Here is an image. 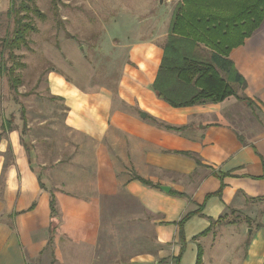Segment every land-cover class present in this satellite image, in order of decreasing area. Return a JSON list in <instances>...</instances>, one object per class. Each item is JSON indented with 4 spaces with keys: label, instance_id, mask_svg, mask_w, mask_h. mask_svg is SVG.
Returning a JSON list of instances; mask_svg holds the SVG:
<instances>
[{
    "label": "crops",
    "instance_id": "obj_1",
    "mask_svg": "<svg viewBox=\"0 0 264 264\" xmlns=\"http://www.w3.org/2000/svg\"><path fill=\"white\" fill-rule=\"evenodd\" d=\"M169 20L129 44L113 93L53 73L58 114L27 122L28 141L0 131V264H195L198 247L200 264H264V19L228 53L237 96L185 107L152 89ZM115 207L151 252H100Z\"/></svg>",
    "mask_w": 264,
    "mask_h": 264
},
{
    "label": "rangeland",
    "instance_id": "obj_2",
    "mask_svg": "<svg viewBox=\"0 0 264 264\" xmlns=\"http://www.w3.org/2000/svg\"><path fill=\"white\" fill-rule=\"evenodd\" d=\"M24 1L35 5L45 19L30 14L36 31L27 35L26 46L14 51L15 60L25 66L0 76V131L8 130L7 125L12 127L15 122L27 140V122L37 129L42 119L49 120L58 114L57 97L51 94L49 80L53 73L83 89L104 87L113 93L129 44L149 36L157 27L158 32L164 31L177 0ZM9 7L10 0H0V61L7 67L11 62L6 51L1 54V42L13 28V16L7 13ZM10 75L19 80L16 89L9 87ZM117 208L104 214L100 252L106 254L105 258L151 252L154 247L149 227L143 221L123 218Z\"/></svg>",
    "mask_w": 264,
    "mask_h": 264
},
{
    "label": "trees",
    "instance_id": "obj_3",
    "mask_svg": "<svg viewBox=\"0 0 264 264\" xmlns=\"http://www.w3.org/2000/svg\"><path fill=\"white\" fill-rule=\"evenodd\" d=\"M7 13L13 16V28L10 36L1 42V54L6 51L11 63L7 67L0 61V76L25 66L15 60L14 51L26 46L27 35L36 31L30 14L45 19L43 12L24 0H19L18 4L16 0H10ZM263 19L264 0H180L172 10L160 63L152 83L157 98L172 107H185L220 102L236 95L235 88H243L245 82L228 59V53L242 44ZM8 82L11 89H16L19 84V80L11 75ZM237 98L247 100L245 97ZM21 118L24 126V116ZM7 126L11 128L10 124ZM50 208L54 212L52 200ZM188 216L178 222L182 241V225ZM201 254L198 247L195 264H200Z\"/></svg>",
    "mask_w": 264,
    "mask_h": 264
},
{
    "label": "water",
    "instance_id": "obj_4",
    "mask_svg": "<svg viewBox=\"0 0 264 264\" xmlns=\"http://www.w3.org/2000/svg\"><path fill=\"white\" fill-rule=\"evenodd\" d=\"M140 115H141V116H144V114H143V113H141ZM161 189H162V190H164V191H168V188H167V187H165V186H161Z\"/></svg>",
    "mask_w": 264,
    "mask_h": 264
}]
</instances>
